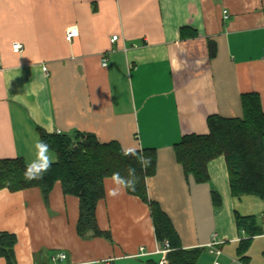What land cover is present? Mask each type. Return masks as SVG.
<instances>
[{
	"label": "crops",
	"instance_id": "crops-1",
	"mask_svg": "<svg viewBox=\"0 0 264 264\" xmlns=\"http://www.w3.org/2000/svg\"><path fill=\"white\" fill-rule=\"evenodd\" d=\"M71 27L79 35L68 41ZM249 92L264 111V0H0V159H35L40 129L155 149L149 197L183 248L203 249L198 264H264V200L233 193L224 155L198 182L175 151L183 136L208 133L210 116L243 117ZM112 186L106 177L96 210L111 240L79 234L80 199L61 181L48 198L1 189L0 232L17 236V264H161L150 204L127 190L109 197ZM250 215L261 233L239 227Z\"/></svg>",
	"mask_w": 264,
	"mask_h": 264
},
{
	"label": "trees",
	"instance_id": "trees-1",
	"mask_svg": "<svg viewBox=\"0 0 264 264\" xmlns=\"http://www.w3.org/2000/svg\"><path fill=\"white\" fill-rule=\"evenodd\" d=\"M243 117L212 115L208 118L209 132L187 134L175 144L177 160L186 173H192L198 182L208 181V164L224 155L229 171L231 188L235 195H255L264 200V111L257 92L242 95ZM42 141L48 143L58 155L43 179L26 181L23 173L26 161L23 158L0 159V190L19 191L39 187L48 198L57 181H61L66 194L80 199V216L77 229L81 236H102L111 240L109 231L101 230L97 221V205L105 196L104 180L119 172L126 176V169H136L138 181L135 190H127L139 196L151 207L158 241H169L171 250L165 264H198L202 248L185 249L171 218L160 204L148 194L147 177L157 171L155 149L144 148L143 155L150 159L147 168H141L134 157L121 154V143L101 141L95 134L82 131L72 133H49L40 129ZM216 199V195L214 196ZM238 225L250 234H259L262 228L257 217L237 216ZM90 234V235H89ZM17 236L0 232V256L7 264H17L15 245ZM249 246L245 241L240 246L243 255ZM244 258V257H243Z\"/></svg>",
	"mask_w": 264,
	"mask_h": 264
},
{
	"label": "clouds",
	"instance_id": "clouds-1",
	"mask_svg": "<svg viewBox=\"0 0 264 264\" xmlns=\"http://www.w3.org/2000/svg\"><path fill=\"white\" fill-rule=\"evenodd\" d=\"M35 149V159L25 164L23 176L26 181L43 179L44 174L58 160V157L51 152L50 145L42 140L36 141ZM121 154L125 157H134L141 168H147L151 163L150 159L143 155V150L135 146L122 145ZM126 173V176H121L119 172L112 174L111 180L113 186L106 190L109 197L115 198L123 194L126 190H135L138 181L136 169L129 167L126 169Z\"/></svg>",
	"mask_w": 264,
	"mask_h": 264
},
{
	"label": "built area",
	"instance_id": "built-area-1",
	"mask_svg": "<svg viewBox=\"0 0 264 264\" xmlns=\"http://www.w3.org/2000/svg\"><path fill=\"white\" fill-rule=\"evenodd\" d=\"M225 15H228V11L225 10ZM79 35V29L78 28H75V27H71V28H68L67 31H66V39L68 41H71L74 37L78 36ZM119 39V35L118 34H115L113 37H112V41L115 42ZM23 43L21 42H15L14 43V51L15 52H20L23 50ZM108 64V60L107 58H103V65H107ZM44 71L47 72V66H44ZM216 242H211L209 244V250L210 252H214L216 254H219L221 253V250L217 248L216 246ZM171 250V247H170V243L169 241H165L162 246L160 248H158L157 252L162 254L163 256H166L167 253ZM67 257V254L65 252H60L56 255H54V260H58V259H65ZM165 258L161 260V264H165ZM214 264H220L218 261L214 262Z\"/></svg>",
	"mask_w": 264,
	"mask_h": 264
}]
</instances>
